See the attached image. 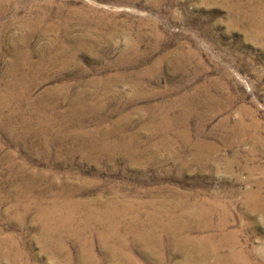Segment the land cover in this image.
Returning <instances> with one entry per match:
<instances>
[{"label": "rangeland", "instance_id": "374dc122", "mask_svg": "<svg viewBox=\"0 0 264 264\" xmlns=\"http://www.w3.org/2000/svg\"><path fill=\"white\" fill-rule=\"evenodd\" d=\"M256 9L264 0H0V264H80L77 237L46 232L38 208L56 199L102 212L115 198L148 210L216 200L264 264ZM134 220L145 221L121 222ZM83 238L112 264L95 234ZM131 257L153 264L138 248Z\"/></svg>", "mask_w": 264, "mask_h": 264}, {"label": "bare ground", "instance_id": "6f19581e", "mask_svg": "<svg viewBox=\"0 0 264 264\" xmlns=\"http://www.w3.org/2000/svg\"><path fill=\"white\" fill-rule=\"evenodd\" d=\"M255 11L257 12L256 14L259 15V18H264L263 10L257 11L256 9ZM252 16L253 15H251V17ZM6 104L7 103H4L3 105ZM180 115L182 116V114ZM179 135L183 137V133L180 132ZM121 144L130 147L129 142H123L115 147L116 151L119 150L118 148L122 147ZM231 144L234 143L231 142ZM100 145L102 146V144ZM91 146L92 145H90V148ZM111 148L114 147L110 146L109 149ZM125 151H127V149L124 148V152ZM247 197L252 203L251 210L256 211L261 209V203L258 202V193L249 191ZM204 201L202 203L192 204V206L186 208H183L177 202L172 201L171 205L168 207L164 208V205L162 208L153 206L151 209L150 205V210H148L139 206L137 203H134V205L127 204L115 198L109 201L105 210L101 212L93 209L91 204L88 206V204L85 205L82 202H75V204L73 202V204L68 203L69 205L66 204L65 206V202L61 205V201L59 203L58 200L54 199L49 207H39L37 216L39 220L42 221L46 232L48 230V232L53 231L54 233H61L63 235L66 231L68 233L71 231L72 233L70 234H74L77 237L76 241L80 252V264H103V261L98 259L95 254L93 241L90 238H83L87 234L96 235V238L99 241V246L107 249L109 258L113 261L112 264H139L138 261L131 257V253L135 248H138V252L144 256L143 258L148 259L153 264H168V259H170V255L173 254H178L182 257L179 264H258L252 256V252L255 250H246L239 243L236 232L228 230V212L222 208V204L220 202H215L216 200H208L206 203H204ZM143 203L142 205L147 206L150 202L145 201V203ZM79 208H85V210L77 216L76 211H79ZM220 210L222 211L219 212ZM129 213L131 216L136 217L140 215L146 222L135 220L128 223L121 222V219L126 217ZM215 216L219 217V221L217 223H212L211 219ZM77 217H84V222L80 223L81 227L72 229L74 226V218ZM194 232H197L198 234H193ZM82 234H84V236ZM53 242L56 243V249L61 248V241L58 243L54 239ZM259 253L261 255L263 252ZM0 255L1 259H10V256L5 254V252L0 253Z\"/></svg>", "mask_w": 264, "mask_h": 264}]
</instances>
